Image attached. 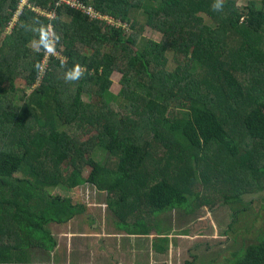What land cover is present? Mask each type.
<instances>
[{"label": "trees", "instance_id": "trees-1", "mask_svg": "<svg viewBox=\"0 0 264 264\" xmlns=\"http://www.w3.org/2000/svg\"><path fill=\"white\" fill-rule=\"evenodd\" d=\"M19 2L0 0V264H30L31 251L55 250L51 225L87 209L53 193L62 186L105 191L130 234H150L155 209L186 206L199 180L220 187L225 201L264 189V0H224L222 12L213 0H83L120 26L31 0L55 7V17L25 5L8 32ZM37 18L60 36L55 55L30 47L33 33L21 25ZM147 26L163 39L139 46ZM62 61L84 66L83 77L65 82ZM20 77L30 92H20ZM175 106L186 113L175 115ZM99 148L104 159L95 157ZM16 174L23 177L9 179ZM137 207L148 213L136 215ZM220 264H264V237Z\"/></svg>", "mask_w": 264, "mask_h": 264}, {"label": "rangeland", "instance_id": "rangeland-1", "mask_svg": "<svg viewBox=\"0 0 264 264\" xmlns=\"http://www.w3.org/2000/svg\"><path fill=\"white\" fill-rule=\"evenodd\" d=\"M252 1L237 0V5L244 7ZM255 1L261 2V0ZM141 19L146 21L144 15ZM207 22L213 24L215 20L208 16ZM11 29V27L7 28V31L10 32ZM4 33L0 34V38L5 35ZM151 39L161 41L163 33L147 26L142 33L139 46L145 45ZM174 54L173 50L168 51L171 69L177 66ZM121 76L120 72L112 75L111 92L115 95L121 88ZM15 82L20 92L23 88L30 92L24 79L20 77ZM84 98L86 101L89 99L87 94ZM175 110L177 116L186 113L179 106H175ZM160 154H164V149L160 151ZM106 156V151L101 148L95 151L96 159H104ZM89 170L88 167L85 172L88 173ZM14 176L19 179L23 177L22 174H16L9 179L14 180ZM219 188L207 185L202 180L194 182L191 191L193 196L189 198L186 206L168 208L163 211L155 209V213L152 212L150 217H147L149 224L155 222L154 230L161 233L159 248L166 246L168 235L172 237V241L168 239V244L174 245L176 254L180 255L176 256L173 263H169L220 264L232 262L241 249L264 237V189L243 193L238 201H225L221 197V193L224 192ZM53 193L70 195L74 202L83 204L87 209L76 216L72 222L52 224L51 228L57 242L55 250L49 253L50 255L47 253L45 255L40 250L31 251L34 253V259L30 264H137L141 262L136 253L129 248L130 245H125L128 232L118 234V229H130V222H119L118 214L106 202L105 191L100 192L93 186L82 185L71 190L62 186V188L54 189ZM207 196L209 202L204 203L202 198ZM135 212L136 215L142 216L148 213L140 212L138 207ZM136 218L138 217L135 216L132 221ZM87 229L92 230L87 231ZM95 230H98L99 234L92 235L91 233L97 232ZM102 230L103 232L105 230L107 234L106 239L101 235Z\"/></svg>", "mask_w": 264, "mask_h": 264}, {"label": "clouds", "instance_id": "clouds-1", "mask_svg": "<svg viewBox=\"0 0 264 264\" xmlns=\"http://www.w3.org/2000/svg\"><path fill=\"white\" fill-rule=\"evenodd\" d=\"M212 8L214 11L222 12L224 8V0H213ZM26 31L33 33V39L30 41V47L33 51L38 53H44L45 55H55L57 51V44L59 43L60 36L54 31L50 25H45L39 19H35L33 24L21 25ZM61 67L63 71V79L65 82L79 81L86 68L80 65L78 62H73L72 66L67 65V61H62ZM38 74L43 73L46 70L44 65L36 66Z\"/></svg>", "mask_w": 264, "mask_h": 264}, {"label": "crops", "instance_id": "crops-1", "mask_svg": "<svg viewBox=\"0 0 264 264\" xmlns=\"http://www.w3.org/2000/svg\"><path fill=\"white\" fill-rule=\"evenodd\" d=\"M74 219H76V217L73 218L72 220H74ZM72 220L69 222H72ZM67 223L68 222H66V224ZM89 230H92V229H87V231H89ZM95 231H97V232L91 233V234L92 235L99 234L98 230H95ZM124 231L125 230L118 229V234L120 235V233H122ZM101 235L103 237H105V239H106L107 234H106L105 230H104V232L102 230ZM101 235H100V237H101ZM118 236H116V237H118ZM165 236H167V235H165ZM91 237H94V236H91ZM127 237L125 238V245L126 246L130 245L129 248H131V250L134 251L136 253V256L141 260V262L139 261V263L137 262V264H140V263L152 264V263H161V262L163 264H171L169 262L173 263L176 256L179 257V255H180L179 253L176 254L174 245L170 246L168 244L169 243L168 239H170V241H172V237L169 235L167 236L168 238H167L166 246L163 248H159V239H162L161 233H159L158 231H156L154 229H152L150 231V234H130V233H128ZM105 239H104V241H105ZM99 241H101V240L99 239ZM52 254H54V253H52Z\"/></svg>", "mask_w": 264, "mask_h": 264}, {"label": "built area", "instance_id": "built-area-1", "mask_svg": "<svg viewBox=\"0 0 264 264\" xmlns=\"http://www.w3.org/2000/svg\"><path fill=\"white\" fill-rule=\"evenodd\" d=\"M69 5L72 8H76L78 10L83 11L84 13L88 14L90 18H95L99 20H106L107 23L113 24L114 26H120L123 22L120 19L114 18L112 15L104 14L95 9L92 5H86L83 0H55L56 6L62 5ZM25 5H28L30 8L34 9L38 13L45 15L49 18H54L56 15L55 7L52 8H44V7H37L32 6L31 0H20L19 2V9L17 13L14 15L12 21L10 22L9 28L13 27L18 20V16L20 15V9H22ZM127 26V25H126Z\"/></svg>", "mask_w": 264, "mask_h": 264}]
</instances>
